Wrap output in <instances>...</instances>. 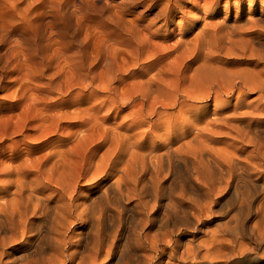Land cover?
I'll return each mask as SVG.
<instances>
[{
	"label": "bare ground",
	"instance_id": "1",
	"mask_svg": "<svg viewBox=\"0 0 264 264\" xmlns=\"http://www.w3.org/2000/svg\"><path fill=\"white\" fill-rule=\"evenodd\" d=\"M232 4L151 77L53 72L0 108V264H264V0Z\"/></svg>",
	"mask_w": 264,
	"mask_h": 264
},
{
	"label": "rangeland",
	"instance_id": "2",
	"mask_svg": "<svg viewBox=\"0 0 264 264\" xmlns=\"http://www.w3.org/2000/svg\"><path fill=\"white\" fill-rule=\"evenodd\" d=\"M233 1L221 0L217 7L201 11L199 22L193 20L198 12L190 7V0H0V108L14 103L19 97L16 94L24 89L36 92L47 88L53 72H57V81L78 67L89 76H100L105 68L123 63L129 66L128 72L122 73L126 82L134 75L151 77L156 70L150 63L157 57L167 61L176 47L191 44L202 23L232 19ZM144 38L148 42L143 44ZM146 43L150 45L147 48ZM139 45H145L147 51L140 49V55L146 53V59L137 57ZM26 72L32 73L33 80L21 76ZM16 104L20 107L22 101ZM209 144L223 150L227 139ZM208 233L200 234L199 241L210 243L212 233Z\"/></svg>",
	"mask_w": 264,
	"mask_h": 264
}]
</instances>
